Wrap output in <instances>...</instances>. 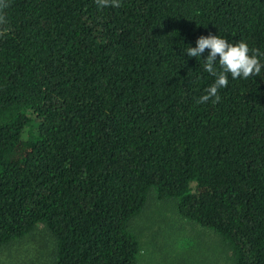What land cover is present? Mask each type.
Here are the masks:
<instances>
[{"label":"trees","instance_id":"trees-1","mask_svg":"<svg viewBox=\"0 0 264 264\" xmlns=\"http://www.w3.org/2000/svg\"><path fill=\"white\" fill-rule=\"evenodd\" d=\"M209 33L264 52V0H0V249L40 226L54 264H137L173 200L264 264V71L198 104Z\"/></svg>","mask_w":264,"mask_h":264},{"label":"rangeland","instance_id":"rangeland-1","mask_svg":"<svg viewBox=\"0 0 264 264\" xmlns=\"http://www.w3.org/2000/svg\"><path fill=\"white\" fill-rule=\"evenodd\" d=\"M151 203H158L160 207V202L154 199ZM161 208L163 211L149 209V213L130 225L142 246L137 264H208L212 261L230 264L226 258L229 255L227 245L219 235L188 223L177 214L173 200H166ZM143 216H151V219ZM18 242L0 249V264H54L49 236L42 227Z\"/></svg>","mask_w":264,"mask_h":264},{"label":"clouds","instance_id":"clouds-1","mask_svg":"<svg viewBox=\"0 0 264 264\" xmlns=\"http://www.w3.org/2000/svg\"><path fill=\"white\" fill-rule=\"evenodd\" d=\"M98 7H120L122 0H96ZM183 55L202 60L203 70L215 79L206 93L199 97L198 104L207 103L215 97L218 101L219 89L228 84V77L232 79H248L261 76L264 71V52L259 49L250 50L244 40L231 42L219 34L209 33L196 39L195 46L188 44ZM207 50L206 58L201 59Z\"/></svg>","mask_w":264,"mask_h":264}]
</instances>
